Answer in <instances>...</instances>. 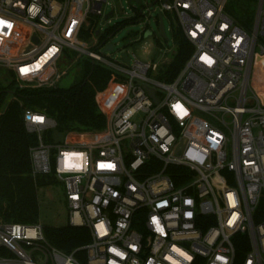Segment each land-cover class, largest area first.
I'll return each instance as SVG.
<instances>
[{"label":"built area","instance_id":"1","mask_svg":"<svg viewBox=\"0 0 264 264\" xmlns=\"http://www.w3.org/2000/svg\"><path fill=\"white\" fill-rule=\"evenodd\" d=\"M157 1L194 48L172 79L165 62L89 45L110 52L95 19L111 21L108 0H0V80L56 87L74 53L111 73L103 129L57 142L54 119L24 113L32 175L64 183L68 223L91 242L68 253L41 222L0 219V264H264V0L252 26L230 0Z\"/></svg>","mask_w":264,"mask_h":264},{"label":"trees","instance_id":"2","mask_svg":"<svg viewBox=\"0 0 264 264\" xmlns=\"http://www.w3.org/2000/svg\"><path fill=\"white\" fill-rule=\"evenodd\" d=\"M237 18L240 22H245L240 17ZM176 41L177 54L167 70L169 79L181 71L194 51L181 31H177ZM110 77L109 70L89 61L82 81L67 90L53 87L13 91L11 87H4L0 83V111L11 92L16 97L6 104L0 115V218L4 222H39L38 191L40 187L52 183L50 176L32 175L30 148L36 144V136L26 130L25 111L46 114L57 122L61 131L103 129L106 121L98 110L96 96L107 85ZM44 233L50 244L68 253L92 240L87 227L69 223L62 226H44ZM80 253L77 252L78 255Z\"/></svg>","mask_w":264,"mask_h":264},{"label":"rangeland","instance_id":"3","mask_svg":"<svg viewBox=\"0 0 264 264\" xmlns=\"http://www.w3.org/2000/svg\"><path fill=\"white\" fill-rule=\"evenodd\" d=\"M247 2L248 4H245ZM258 3L259 0H230L228 10L243 19L249 26H252L257 14ZM161 7L162 2L157 0H143L141 5L134 3L132 6L129 5L128 0H108V3H105L104 6L106 14L115 9L111 21H106L101 16H95V19L101 29L102 39L114 45L115 50L103 53V50L95 45L94 39L90 38L87 41L91 47L93 46L94 50L104 54L115 64L125 65V61L122 58L125 53L133 60L138 59L146 63L165 62L160 69L164 73L169 69L170 65L168 62L174 60V53L176 52L177 54L178 44L176 41V22L172 14L163 12ZM161 12L168 40L159 37L158 34L157 16ZM150 32L153 33L146 36ZM88 63V58L74 53L68 62L66 61L63 67L66 73L56 88L67 90L82 81L85 77ZM158 79L165 81L162 76H159ZM0 83L4 87L7 86L17 90L15 84L10 83L7 79L0 80ZM12 98L9 94L6 97L4 106ZM50 177H52V183L48 186L40 187L38 191L40 201L39 222L45 227L62 226L67 224L69 219L66 189L63 182L55 176Z\"/></svg>","mask_w":264,"mask_h":264},{"label":"water","instance_id":"4","mask_svg":"<svg viewBox=\"0 0 264 264\" xmlns=\"http://www.w3.org/2000/svg\"><path fill=\"white\" fill-rule=\"evenodd\" d=\"M142 2H143L142 0H128L129 5H132L133 3H136V4H138V5H141ZM111 14H112V11L108 13L106 19L109 18ZM158 18H159V35H160V37L165 38V39L168 40V38H167V34H166V31H165V24H164L163 16H162V15H159ZM97 34H99V31L97 32ZM150 34H152V32L147 33L146 36H148V35H150ZM106 41H107V40H106ZM102 45H103V43H102ZM113 50H114V45H112V44H108V45H106V47L104 48V51H105V52H107V51H113ZM123 56L126 58L127 63H129L130 60H129V58L127 57V55H126V54H123ZM149 92H150V94H151L153 97H155V91H154V89H149ZM155 99H156V101H158V98L155 97ZM54 137H55V140H56L57 142H58V141H63V138H64V132H62V131H60V130H56L55 133H54Z\"/></svg>","mask_w":264,"mask_h":264}]
</instances>
